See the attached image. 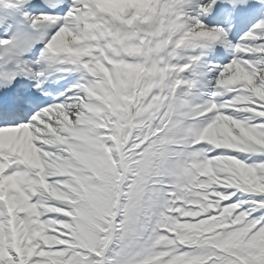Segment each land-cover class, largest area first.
<instances>
[{"label":"snow or ice","instance_id":"1","mask_svg":"<svg viewBox=\"0 0 264 264\" xmlns=\"http://www.w3.org/2000/svg\"><path fill=\"white\" fill-rule=\"evenodd\" d=\"M0 264H264V0H0Z\"/></svg>","mask_w":264,"mask_h":264}]
</instances>
